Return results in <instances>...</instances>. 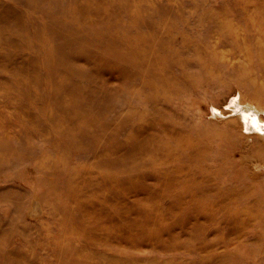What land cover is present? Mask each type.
Returning <instances> with one entry per match:
<instances>
[{"label": "rangeland", "instance_id": "374dc122", "mask_svg": "<svg viewBox=\"0 0 264 264\" xmlns=\"http://www.w3.org/2000/svg\"><path fill=\"white\" fill-rule=\"evenodd\" d=\"M240 94L264 109V0H0V264H264V225L216 201L237 170L264 213V167L228 155ZM184 178L223 209L205 225L240 230L225 254L157 228L196 222L167 211Z\"/></svg>", "mask_w": 264, "mask_h": 264}, {"label": "bare ground", "instance_id": "6f19581e", "mask_svg": "<svg viewBox=\"0 0 264 264\" xmlns=\"http://www.w3.org/2000/svg\"><path fill=\"white\" fill-rule=\"evenodd\" d=\"M53 14V13H50ZM207 42V41H206ZM231 104H229L230 110L234 111L231 116H233L232 119H230L231 124V130L230 132L227 131V139H232L234 137V134L241 133L242 135V141L239 142H232L229 143V156L233 159L236 166L238 165V159L240 161V164L242 165V177H248V178H258L261 176L260 173L264 167V109L263 106L260 104H247L243 100V96L240 94L238 97H235L232 101H230ZM222 110H220V114H222ZM219 114V115H220ZM243 138H246V141H243ZM195 147H201V142L196 141ZM225 146V145H224ZM242 147V153L240 150V147ZM237 151H240V154L237 153ZM237 155L239 157L237 158ZM239 168V167H238ZM211 168L209 167V170ZM228 171V170H227ZM229 173V174H227ZM226 173V185H225V192L224 193H218L216 196V201H223L225 204V207H232L234 209H230L229 215L234 218L235 221H237L240 225L236 228L241 227L244 230V234H248L249 237H251V240L253 239H261V231H259L257 225H264V213L258 214L257 211L255 213H252L253 208L251 206L245 207L246 203H251L252 201H245L243 199L244 197H247L246 195L242 193H235V188L237 185H234V182H238L241 180V176L239 175L238 171H230ZM238 175L235 177L236 174ZM202 183L198 181L196 178H184V179H178L176 181L175 186L178 189V192L174 196L173 203H175L174 207H171V204L169 203L167 207V211L173 212V209H177L176 213L180 214V219L184 220L185 217L192 219H195L196 222L189 221L190 225H178V229L175 227L177 225H161L157 228H163V229H171L172 232L176 233L179 238H181L183 235L187 236V239H190L191 241H195V243L192 244V246L187 251H183L185 254H190L193 257V260L198 259L196 256L202 258H211L214 256H220L225 254L229 249L228 246L234 242L233 239H237L236 237L240 236V230H232L229 231V234L217 233L220 230V227L214 228V225H205L204 222L201 221L203 217H208V219L211 216L218 215V212H221L223 209L215 208L213 210L209 209V206L211 203V197L210 195H207L205 191L200 190L202 187ZM162 184V183H161ZM243 185V183H242ZM187 187H190L191 190V197L194 198V200L189 198V195L187 194ZM164 186H163V192L164 195L166 194ZM199 191L202 193L200 197L196 199V197L199 195ZM242 192V191H241ZM188 195V196H187ZM251 195H255L253 192ZM223 197V199H221ZM259 198V197H258ZM220 199V200H219ZM200 200V202H198ZM259 201L261 202V199L259 198ZM254 203V201H253ZM252 203V204H253ZM202 204V206H201ZM196 205H199L200 212L195 213V215L191 214L190 211L192 208ZM235 208H237L235 210ZM232 210V211H231ZM235 210V211H234ZM256 219V220H255ZM251 220H255L251 225H245L247 222H250ZM141 228L145 230H152L154 228L151 225H140ZM235 226V225H233ZM251 227V228H250ZM236 234V236H232L233 234ZM243 233V232H242ZM142 237V236H141ZM154 241V240H152ZM254 241V240H253ZM165 243V245L170 246L173 248V244L170 243L171 241H162ZM178 245H183L180 242H176ZM190 246V244H189ZM238 247V246H237ZM235 247V248H237ZM258 256H264V252L259 251L254 253V258Z\"/></svg>", "mask_w": 264, "mask_h": 264}]
</instances>
